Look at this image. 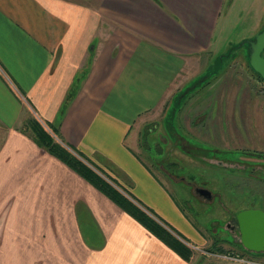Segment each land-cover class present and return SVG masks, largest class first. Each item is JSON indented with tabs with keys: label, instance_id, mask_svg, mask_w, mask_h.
<instances>
[{
	"label": "crops",
	"instance_id": "crops-1",
	"mask_svg": "<svg viewBox=\"0 0 264 264\" xmlns=\"http://www.w3.org/2000/svg\"><path fill=\"white\" fill-rule=\"evenodd\" d=\"M229 6L0 0V264H203L184 261L39 146L30 119L56 129L61 146L183 244L228 252L199 233L172 176L141 148L177 120Z\"/></svg>",
	"mask_w": 264,
	"mask_h": 264
},
{
	"label": "rangeland",
	"instance_id": "rangeland-1",
	"mask_svg": "<svg viewBox=\"0 0 264 264\" xmlns=\"http://www.w3.org/2000/svg\"><path fill=\"white\" fill-rule=\"evenodd\" d=\"M228 3L217 47L188 78L196 89L173 125L167 120L158 134L145 135L150 151L144 143L141 151L144 156L149 152L172 176V181L167 179L170 190L201 235L213 238L226 253L264 263V253L243 249L228 228L236 227L240 211L264 212V81L249 68L244 47L238 48L264 28V0ZM202 116L205 119L198 120ZM152 141L163 152L154 155ZM195 188L210 192L212 200L197 196ZM197 249L191 257L203 264H237L204 254L211 248Z\"/></svg>",
	"mask_w": 264,
	"mask_h": 264
},
{
	"label": "trees",
	"instance_id": "trees-1",
	"mask_svg": "<svg viewBox=\"0 0 264 264\" xmlns=\"http://www.w3.org/2000/svg\"><path fill=\"white\" fill-rule=\"evenodd\" d=\"M258 76V75H257ZM259 78V76H258ZM260 79V78H259ZM263 81V80H262ZM75 95L74 90H71L69 97ZM26 125L34 135V140L39 146L45 148L51 155L55 156L68 167L74 170L81 177L86 179L99 192L111 200L115 205L132 217L137 223L145 228L149 233L163 242L167 247L174 251L184 261L188 262L191 258L192 250L173 236L166 228L157 223L139 206L125 197L117 188L109 181L102 178L97 172L79 160L76 156L70 153L66 148L61 146L54 136L58 135V131L52 126L46 130L35 119H30ZM115 185V184H114ZM209 251H212L209 250Z\"/></svg>",
	"mask_w": 264,
	"mask_h": 264
},
{
	"label": "water",
	"instance_id": "water-1",
	"mask_svg": "<svg viewBox=\"0 0 264 264\" xmlns=\"http://www.w3.org/2000/svg\"><path fill=\"white\" fill-rule=\"evenodd\" d=\"M243 47L249 68L264 81V29L244 39L238 45V48ZM196 192L204 200L210 201L212 198L205 189L198 188ZM235 221V235L239 237L242 247L251 253H264V212L258 209L243 210L236 214Z\"/></svg>",
	"mask_w": 264,
	"mask_h": 264
},
{
	"label": "built area",
	"instance_id": "built-area-1",
	"mask_svg": "<svg viewBox=\"0 0 264 264\" xmlns=\"http://www.w3.org/2000/svg\"><path fill=\"white\" fill-rule=\"evenodd\" d=\"M187 246V245H186ZM191 250L192 249H195V250H198L196 247H192V246H188ZM204 254L208 255L209 257H212V258H219V259H222L224 261H227V262H235L237 264H264V263H258V262H255L253 260H250L248 258H245V257H239V255H234L233 253H224V254H220V253H217V252H212V251H204Z\"/></svg>",
	"mask_w": 264,
	"mask_h": 264
},
{
	"label": "flooded vegetation",
	"instance_id": "flooded-vegetation-1",
	"mask_svg": "<svg viewBox=\"0 0 264 264\" xmlns=\"http://www.w3.org/2000/svg\"><path fill=\"white\" fill-rule=\"evenodd\" d=\"M264 29V28H263ZM264 56V55H263ZM261 80V79H260ZM235 227V226H234ZM234 227H232V226H228V228L232 231V232H234V234H235V228ZM242 246V245H241ZM244 249V248H243Z\"/></svg>",
	"mask_w": 264,
	"mask_h": 264
}]
</instances>
